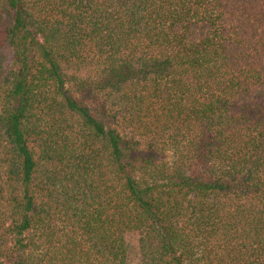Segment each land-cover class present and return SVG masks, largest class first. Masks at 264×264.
Masks as SVG:
<instances>
[{
    "label": "trees",
    "instance_id": "1",
    "mask_svg": "<svg viewBox=\"0 0 264 264\" xmlns=\"http://www.w3.org/2000/svg\"><path fill=\"white\" fill-rule=\"evenodd\" d=\"M264 264V0H0V264Z\"/></svg>",
    "mask_w": 264,
    "mask_h": 264
},
{
    "label": "rangeland",
    "instance_id": "2",
    "mask_svg": "<svg viewBox=\"0 0 264 264\" xmlns=\"http://www.w3.org/2000/svg\"><path fill=\"white\" fill-rule=\"evenodd\" d=\"M137 263H138V258L133 255L131 258V264H137Z\"/></svg>",
    "mask_w": 264,
    "mask_h": 264
}]
</instances>
